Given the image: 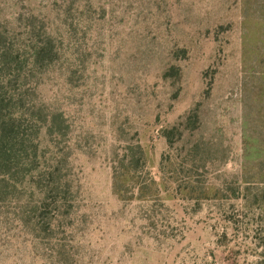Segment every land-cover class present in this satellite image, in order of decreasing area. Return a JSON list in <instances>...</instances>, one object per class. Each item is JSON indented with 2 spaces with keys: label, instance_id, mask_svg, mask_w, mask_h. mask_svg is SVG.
Returning <instances> with one entry per match:
<instances>
[{
  "label": "rangeland",
  "instance_id": "1",
  "mask_svg": "<svg viewBox=\"0 0 264 264\" xmlns=\"http://www.w3.org/2000/svg\"><path fill=\"white\" fill-rule=\"evenodd\" d=\"M263 255L264 0H0V264Z\"/></svg>",
  "mask_w": 264,
  "mask_h": 264
},
{
  "label": "trees",
  "instance_id": "2",
  "mask_svg": "<svg viewBox=\"0 0 264 264\" xmlns=\"http://www.w3.org/2000/svg\"><path fill=\"white\" fill-rule=\"evenodd\" d=\"M252 141V140H251ZM137 149L139 150V159L135 157L136 151L132 147L126 148V160L127 164L125 166H121V169L117 165L114 166L113 171V188L117 195H119L120 198L125 199L126 195H124L125 192H132V195H135L136 191L140 193L141 196L140 199H148L146 197H149L150 193L153 190V185L150 184H138V190L136 187V174L135 171L137 169V166L139 165L141 159L144 157V151L143 148L138 145ZM253 158H255L254 155H251ZM151 184H156V180L152 178L150 180ZM132 197V196H131ZM131 199V198H130ZM264 256V255H263Z\"/></svg>",
  "mask_w": 264,
  "mask_h": 264
}]
</instances>
